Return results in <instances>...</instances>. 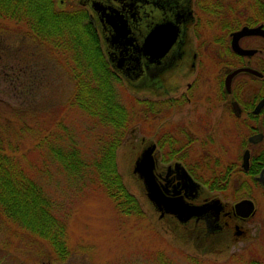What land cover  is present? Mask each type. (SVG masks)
I'll list each match as a JSON object with an SVG mask.
<instances>
[{"label": "rangeland", "instance_id": "rangeland-1", "mask_svg": "<svg viewBox=\"0 0 264 264\" xmlns=\"http://www.w3.org/2000/svg\"><path fill=\"white\" fill-rule=\"evenodd\" d=\"M84 1L57 3L65 11L82 7L91 19L92 11ZM248 1L193 0L196 20L190 29L194 30L198 18L196 33L210 47L204 54L209 59H203L207 68L190 102L183 97L187 83L198 71L190 67L197 51L196 33L189 32L186 38L187 58L145 86H133L117 77L122 86H116L115 91L134 112L116 152L117 169L137 198L143 218L121 213L93 177L79 180L53 155L54 148L64 152L75 149L84 160L92 161L102 153L113 131L68 104L75 84L56 50L41 45L26 26L0 19V139L5 143L4 155L15 158L52 201L55 216L65 223L68 249L67 257L59 259L45 238L7 217L0 218V264H264V187L242 169L247 134L235 123H223L209 115L217 97L215 77L226 71L225 66L220 71L213 69L215 43L222 35L218 25L221 28L234 13L243 12ZM217 3L223 5L221 20L208 12ZM102 47L101 42L104 60L111 68ZM173 102L179 106L172 109ZM233 130L236 132H230ZM168 136L187 147L182 163L202 183L201 200L220 199L228 211L240 198L254 202L255 215L242 224V232L235 230V222L226 220L230 225L225 230L209 236L205 224L196 219L182 224L174 216H160L134 168L142 151L154 144H158L159 163L167 164ZM229 167L230 184L225 191L210 190L195 177L204 175L207 180L214 172L227 173Z\"/></svg>", "mask_w": 264, "mask_h": 264}, {"label": "flooded vegetation", "instance_id": "flooded-vegetation-1", "mask_svg": "<svg viewBox=\"0 0 264 264\" xmlns=\"http://www.w3.org/2000/svg\"><path fill=\"white\" fill-rule=\"evenodd\" d=\"M192 2L193 0H86L85 6L92 11L93 27L101 37L104 54L115 76L128 81L133 86L143 87L149 80H153L164 71L171 69L179 60L187 58L184 51L188 42L186 38L189 32L195 34L197 32L196 27L200 24L197 18L196 27L191 31L190 25L196 20ZM95 5L98 9L94 8ZM208 12L212 13L217 20L223 19V5L219 3L213 4L212 10ZM230 14H227L226 17L228 18ZM111 20L120 24L124 23L125 30L128 32L126 37L116 38L109 25ZM167 23L172 24L178 30V38L174 45L161 58L146 55L143 44L147 35L158 25ZM246 27L251 29L261 27L264 30V0H249L243 12L234 13V17L225 20L221 28L218 25L219 30H222V35L217 37L215 43L217 49H214V51H217V54L216 57L212 58L213 69L220 71L221 66H225L226 71L224 74L215 77L217 80V97L213 100L215 104L209 110V115L222 120L223 123H235L241 131L244 132L245 130L247 136L244 140L247 142L248 147H245L242 169L245 174L251 176L252 179H255L264 187V181L260 180L264 171V104L261 106L264 100V37L261 35L241 37L238 40V45L247 54L235 51L233 48L235 34ZM209 47L208 43L202 41L197 35V51L192 56L193 61L190 67L192 70L196 69L198 71L194 80L187 83V90L183 98H186L188 102L191 101L192 91L196 90L195 87L199 85L207 68V62H204L203 59L205 57L209 59L204 55L205 51L208 52ZM152 51L156 54V47ZM237 70L241 71L232 78L231 83L228 85L227 78ZM251 82H258V85L253 87L249 85ZM178 106L176 102L171 104L172 109ZM230 132L235 133L236 130ZM166 138L167 147L170 149V156L168 155V160H166L168 163L165 165L159 163L156 155L158 144L154 152L156 160L155 174L162 188L168 191L169 195H172L174 190L182 191L180 195L194 206L220 200H201L202 183L197 181L182 163V159L188 153L187 147L180 146L174 136ZM246 154L249 160L248 169L244 167ZM172 157L174 159H171ZM176 163L182 164L194 181L200 184L198 192L192 194L189 188L183 189V183L178 179L175 168ZM231 171L232 169L229 167L227 173L220 171L214 172L213 175H228ZM253 171L258 173L252 175ZM244 199L246 200V198H240L237 203ZM221 204L223 211L218 223H213L214 215L211 211L204 218L197 221L205 224L209 236L219 234L225 230L230 225V220L235 222V230L242 232V224L255 215L254 213L249 218L243 219L236 214L235 206L231 211H228L226 205ZM208 224L212 229H216L214 233H208Z\"/></svg>", "mask_w": 264, "mask_h": 264}, {"label": "trees", "instance_id": "trees-1", "mask_svg": "<svg viewBox=\"0 0 264 264\" xmlns=\"http://www.w3.org/2000/svg\"><path fill=\"white\" fill-rule=\"evenodd\" d=\"M0 19L26 26L41 45L56 50L75 84L68 104L79 107L113 131L102 153L92 161L84 160L75 149L64 152L54 148L53 155L79 180L93 177V182L105 188L121 213L143 218L144 212L126 188L116 162V152L131 127L133 108L122 102L123 97L115 91L116 86H122L121 80L112 74L104 60L100 36L88 11L82 7L61 10L57 0H0ZM4 144L0 139V218L7 217L31 229L52 244L59 259L66 258L65 223L55 216L52 201L38 183L15 158L4 155ZM257 173L253 171L252 175ZM203 176L195 175L210 190L228 189V175H212L207 180ZM162 264L177 263L163 261Z\"/></svg>", "mask_w": 264, "mask_h": 264}, {"label": "water", "instance_id": "water-1", "mask_svg": "<svg viewBox=\"0 0 264 264\" xmlns=\"http://www.w3.org/2000/svg\"><path fill=\"white\" fill-rule=\"evenodd\" d=\"M86 5V0L84 1ZM95 9L97 5L94 6ZM116 38H124L128 32L125 30L124 23L120 24L114 20L109 21ZM249 35H261L264 37V30L261 27L258 28H243L240 32L235 34L233 40V48L235 51H238L242 54H247L240 46L238 45V40L241 37ZM178 38V30L172 24H162L158 25L153 29L146 37L143 48L146 55L155 56V58H161L166 54L169 49L174 45L175 41ZM132 40V39H131ZM156 47L157 53L155 54L152 50ZM241 70L235 71L232 75L227 78L228 85L231 83L232 78L239 73ZM253 72V71H251ZM264 104V100L261 103V106ZM156 150V145L146 147L141 156L137 159L134 173L138 178L143 182L145 190L147 192L148 199L155 205V207L160 212V216L163 218L165 215H171L178 219L182 224H186L192 219L199 221L204 218L210 211L213 212L214 219L213 223H218L220 219L221 212L223 211V206L220 200L212 201L210 203L194 206L186 201V199L181 196L182 191L174 190L172 195L168 194V191L164 190L162 186L158 183L157 176L155 174L156 170V160L154 157V152ZM248 156L246 154L244 158V167L248 169ZM178 179L183 183V189H188L192 194L198 192L200 184L194 181L192 176L188 173L186 168L180 164L176 163L175 165ZM264 171L261 174L260 180L264 181L263 178ZM236 214L243 218L247 219L255 213V204L251 200H243L235 205ZM216 229H212L208 224V233L212 234ZM218 230V228H217ZM240 235V232H238Z\"/></svg>", "mask_w": 264, "mask_h": 264}]
</instances>
